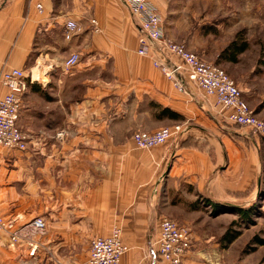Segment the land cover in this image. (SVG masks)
<instances>
[{"label": "crops", "instance_id": "obj_1", "mask_svg": "<svg viewBox=\"0 0 264 264\" xmlns=\"http://www.w3.org/2000/svg\"><path fill=\"white\" fill-rule=\"evenodd\" d=\"M148 1L165 37L217 65L264 52L252 40L264 31V0ZM36 2L0 0V74L24 71L18 125L35 138L26 151L0 145V215L22 227L40 217L46 232L33 255L0 232V264H84L91 239L116 227L128 246L121 264H167L160 218L249 198L261 184L264 138L244 140L185 73L184 90L176 88L153 61L181 62L160 45L139 55V24L126 0H47L43 12ZM69 20L77 29L67 39ZM73 52L80 61L66 71ZM237 81L247 103L259 97ZM261 101L252 109L264 120ZM175 124L183 132L164 145L139 149L132 140ZM203 254L192 247L185 263L205 264Z\"/></svg>", "mask_w": 264, "mask_h": 264}, {"label": "built area", "instance_id": "obj_2", "mask_svg": "<svg viewBox=\"0 0 264 264\" xmlns=\"http://www.w3.org/2000/svg\"><path fill=\"white\" fill-rule=\"evenodd\" d=\"M47 0H37L36 8L43 12ZM132 15L139 24L138 49L139 55L147 56L155 45H160L164 52L179 58L180 64H171L166 56L154 60V65L173 81L176 88L183 91L184 82L179 76L185 73L187 79L195 87L215 100V105L224 112V121L238 125L247 131L264 138V120L257 117L255 111L244 99L242 90L235 81L219 65L208 61L188 50L184 43H177L164 36L161 16L150 5L148 0H126ZM98 30V23L91 20ZM65 37L70 39L77 29V23L69 20L66 24ZM80 61V54L73 52L64 61V69L69 71ZM25 73L22 69L11 68L0 74V85L6 93L0 96V145L10 149L26 151L35 138L18 125L20 109L25 90ZM182 124L162 127L152 132H135L132 140L139 149H151L164 145L183 132ZM62 139L63 133L56 135ZM33 145V144H32ZM160 236L158 241L159 256L167 264H186L185 257L192 248V234L186 227L168 216L159 221ZM34 229H43L45 221L38 217L32 220ZM0 232L8 235L10 241L29 251L33 255L40 247L39 240L23 236L15 228L13 221L0 215ZM128 246L122 239V230L118 227L105 237L96 236L90 241L89 256L84 264H121L122 256Z\"/></svg>", "mask_w": 264, "mask_h": 264}, {"label": "rangeland", "instance_id": "obj_3", "mask_svg": "<svg viewBox=\"0 0 264 264\" xmlns=\"http://www.w3.org/2000/svg\"><path fill=\"white\" fill-rule=\"evenodd\" d=\"M254 35L253 42L258 43L260 40L264 42V31L260 32L256 30V32L254 31ZM255 49L260 48H252V50ZM252 62H254L253 66ZM219 65L229 74L236 84L239 82L237 80H241L244 83L248 82L246 83L248 87L252 88L257 95L259 94V97L257 96L256 99H252L250 102L248 101L249 106L256 110L260 103H263L261 100L264 99V52L246 54L245 63L243 64L220 63ZM259 65L262 68H259ZM257 117L260 118L258 115ZM225 124L240 129L241 136L244 140H254L260 137L238 125H232L227 122ZM259 140L260 142L262 141L261 139ZM260 149H262V151L260 150L262 171L259 178L261 184L259 188H255L253 185L254 191L249 198L245 197L242 200L241 197L236 200H229L233 205H229L231 203L228 205L220 204V208H214L213 206L207 208V203L204 202V206L196 210L192 209L190 213L178 212L168 215V217H172L178 222L191 221L194 224V226L190 225L192 226V247L194 250L200 249L203 251L205 264H264V242H262L264 240V145L261 144ZM239 207L249 209L248 213L250 216L245 215L242 218L237 211ZM31 222L24 227L15 222L13 223L15 228L19 229L23 236L39 240L41 243L46 229L45 227L43 229H34L31 226ZM233 235L236 237L229 241V238ZM196 237H199L201 239L199 241L204 244L197 245L198 241ZM16 247L22 249L18 245Z\"/></svg>", "mask_w": 264, "mask_h": 264}, {"label": "trees", "instance_id": "obj_4", "mask_svg": "<svg viewBox=\"0 0 264 264\" xmlns=\"http://www.w3.org/2000/svg\"><path fill=\"white\" fill-rule=\"evenodd\" d=\"M235 43H236V42H234L233 45H235ZM248 210H249V209H243V208H240V207L237 208V211L240 213V216H241L242 218H244L245 215H246V216H247V215L250 216V214L248 213ZM235 235H237V234H235ZM235 235H233L232 237H230V238H229V241H231L234 237H236ZM262 242H264V240H263Z\"/></svg>", "mask_w": 264, "mask_h": 264}]
</instances>
